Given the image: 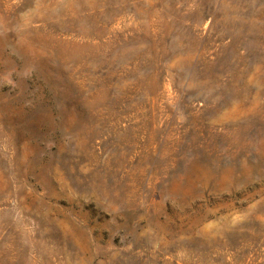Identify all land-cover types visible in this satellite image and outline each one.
Segmentation results:
<instances>
[{
    "label": "rangeland",
    "instance_id": "374dc122",
    "mask_svg": "<svg viewBox=\"0 0 264 264\" xmlns=\"http://www.w3.org/2000/svg\"><path fill=\"white\" fill-rule=\"evenodd\" d=\"M0 264H264V0H0Z\"/></svg>",
    "mask_w": 264,
    "mask_h": 264
}]
</instances>
